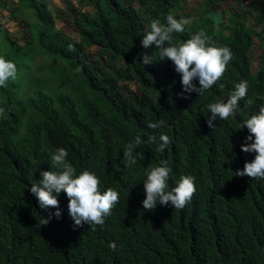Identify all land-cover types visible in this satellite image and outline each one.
Returning <instances> with one entry per match:
<instances>
[{
    "label": "trees",
    "instance_id": "1",
    "mask_svg": "<svg viewBox=\"0 0 264 264\" xmlns=\"http://www.w3.org/2000/svg\"><path fill=\"white\" fill-rule=\"evenodd\" d=\"M185 3L80 0L70 21L78 35L71 37L56 27L46 3L29 0L39 16L37 36L15 40L6 33L0 51L17 67L16 79L0 87V264H264V179L236 176L255 158L241 150L250 133L240 128L264 106V6L252 4L262 25L256 29L239 8L226 19L194 14ZM87 6L93 11H84ZM178 12L194 19L173 34L175 43L203 29L212 44L233 53L220 80L187 98L179 95L181 74L173 62L159 60L155 45H142L153 19L166 23ZM256 37L263 53L254 71ZM145 53L152 63H142ZM127 79L138 88L124 84ZM241 81L248 92L236 115L209 127L208 105L226 101ZM159 120L164 126L148 127ZM161 133L171 140L163 153L156 151ZM153 134L157 142L147 143ZM137 135L145 141L135 150L143 158L127 166L124 151ZM59 147L77 174L93 172L101 191L119 192L103 225L74 229L65 193L58 196L59 218L31 193L42 171L56 170L51 156ZM163 160L172 168L168 190L190 175L197 191L181 210L169 203L146 211L143 182ZM113 241L116 251L109 247Z\"/></svg>",
    "mask_w": 264,
    "mask_h": 264
},
{
    "label": "clouds",
    "instance_id": "2",
    "mask_svg": "<svg viewBox=\"0 0 264 264\" xmlns=\"http://www.w3.org/2000/svg\"><path fill=\"white\" fill-rule=\"evenodd\" d=\"M242 3L245 7L247 5L250 7V5L254 4L246 3V0H243ZM85 8L84 11H87ZM221 14L222 18L227 19L230 13L221 12ZM190 22L192 21L186 19L178 20L172 14L166 17V23H162L159 19H153L149 30L145 32L142 39L144 48L155 45L156 49H159V60L167 59L173 62L175 71L181 74L183 91L179 95L185 98H187L185 96L186 93L196 92L201 95L205 90L210 89L223 77L227 71V65L233 59L231 49L227 46H215L212 44L211 37L203 29L191 35L185 42L175 43L173 34L183 33L185 26ZM245 22L256 29L262 27V25L257 23L256 17L255 25L249 24L246 19ZM2 28L6 27L2 26L0 19V32ZM58 29H61L67 36H73L71 34L68 35L65 29ZM15 33L9 30L8 35L15 40H23L25 38V36L20 38ZM28 35L32 36L31 28ZM257 41H259V47L261 48V40L256 37V44ZM69 50H72L71 45ZM153 60V56L145 53L142 63L147 65L152 63ZM16 76V64L0 56V87L6 88L8 81L10 79L15 80ZM196 79L199 80V86L194 83ZM247 92V81H241L235 86L226 101L220 100L210 103L208 108L211 114L207 119L209 127L213 128V122L217 118L227 120L230 116H235L239 109V102L247 96ZM248 103L250 104L251 101ZM4 111L3 108H0V117L3 116ZM164 124L163 120H159L149 122L148 127L156 130L164 126ZM244 127L249 130L250 134L241 145V150L245 153H255V158L250 162H246L242 170H237L236 176L264 179V106L259 108L257 114H253L246 119L240 129ZM249 141L252 142L249 143ZM154 142H157L155 134L148 137L147 143L151 144ZM143 143L145 141L137 135L127 145L124 151L127 166L135 165L139 159L143 158L140 153L135 151ZM170 144L169 136L161 133L159 135V147L156 151L163 153ZM68 156L69 153L64 147L57 148L51 156V165L56 170L42 171V179L39 180L38 184L30 187L31 193L37 197L42 209L55 208L56 212L54 215L57 218L62 214L58 196L61 192L65 193L69 199L68 211L74 221V229L82 227L85 223L90 226L103 225L105 218L112 214V210L120 202L119 192L112 188L101 191L99 177L88 170L77 174V169L68 161ZM171 173L172 168L169 167L166 160L161 161L159 166L149 169L146 180L143 182L146 193V198L143 200L144 210H154L158 204L167 206L169 203L176 210H181L191 202L197 191L195 177L190 175L182 176L178 183L171 190H168ZM50 219L51 217L44 218V225L48 224ZM109 247L116 251V242H111Z\"/></svg>",
    "mask_w": 264,
    "mask_h": 264
},
{
    "label": "crops",
    "instance_id": "3",
    "mask_svg": "<svg viewBox=\"0 0 264 264\" xmlns=\"http://www.w3.org/2000/svg\"><path fill=\"white\" fill-rule=\"evenodd\" d=\"M188 8L191 10L195 7L191 5V0H184ZM243 0H200V6H197L192 13L196 14L197 11H203L205 13H214L215 16L222 18L221 12L232 13L234 9H241L245 12L246 20L249 21L250 18H254L258 14V8L254 5H250V7H245L242 3ZM39 2L46 3L49 7V10L55 17V21L57 22V27L65 29L67 31V25L71 26L70 21H72L73 17V9L79 8L80 0H39ZM255 3L259 2L264 6V0H246V3ZM245 3V4H246ZM22 4L29 6V0H0V19L1 24L3 27L1 31H5L9 33V30L13 32L21 33L19 36L23 38L27 36V32L30 30L29 22L30 19L27 18L26 15H21ZM224 4H228L227 9L225 8ZM33 8V7H30ZM93 9L92 6H88L85 9L87 10ZM193 19L194 16L192 15L190 19ZM219 18L216 19V23L219 22ZM219 19V20H218ZM61 22V24H59ZM219 24V23H218ZM73 28V27H72ZM220 25L216 26V29H219ZM72 30V29H70ZM74 30V28H73Z\"/></svg>",
    "mask_w": 264,
    "mask_h": 264
},
{
    "label": "rangeland",
    "instance_id": "4",
    "mask_svg": "<svg viewBox=\"0 0 264 264\" xmlns=\"http://www.w3.org/2000/svg\"><path fill=\"white\" fill-rule=\"evenodd\" d=\"M191 1H192L191 2V5H193V7L196 8L197 6H200V0H191ZM224 6L227 9L228 4H224ZM21 7H22V10H21L22 13H21V15H26L27 18L30 19L31 23H33V22L36 21L33 24V26H32L31 32L34 34V36H37L36 28H37V23H38L37 21L39 20V16L37 15L38 13H37L36 9L35 8H30V7H28L27 5H24V4H22ZM195 8L191 9V11H194ZM89 10H90V8H89ZM91 10H93V9H91ZM197 12L199 13V12H203V11H200L199 10ZM176 15H177V18H180V19L182 18L181 17L182 16V13L181 12L176 13ZM186 20L192 21L193 19L192 18L191 19L187 18ZM248 22H249V24H252V25H255V23H256L255 22V19L252 18V17L250 18V20ZM59 24H61V22H59ZM35 25H36V27H35ZM70 29H72V30H70ZM27 33H29V30L27 31ZM15 34H17V36H20L21 35V33H18V31ZM67 34L68 35L71 34L73 36H76L77 35L76 30L75 29L73 30V28L70 27L69 25H67ZM6 40H7L6 32L5 31H1L0 32V51H2L5 48V42H6ZM262 53H263V51L259 47V41H257V44L253 48V52H252V56H253V69H254V71H256V69L259 66L258 56L260 54H262ZM124 84H127L132 89H134V88L137 89L138 88V83L135 82V81H132V80H128L127 79V80H125V83Z\"/></svg>",
    "mask_w": 264,
    "mask_h": 264
}]
</instances>
